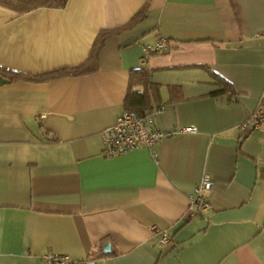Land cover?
I'll return each instance as SVG.
<instances>
[{
	"label": "crops",
	"instance_id": "crops-1",
	"mask_svg": "<svg viewBox=\"0 0 264 264\" xmlns=\"http://www.w3.org/2000/svg\"><path fill=\"white\" fill-rule=\"evenodd\" d=\"M104 31L97 67L59 74L85 64ZM160 38L167 49L145 62L155 128L196 132L105 158L102 132ZM1 73L54 76L9 83ZM0 76V264H40L47 252L92 264H264V129L237 128L264 110V0L0 5ZM205 173L210 209L191 213Z\"/></svg>",
	"mask_w": 264,
	"mask_h": 264
},
{
	"label": "built area",
	"instance_id": "built-area-1",
	"mask_svg": "<svg viewBox=\"0 0 264 264\" xmlns=\"http://www.w3.org/2000/svg\"><path fill=\"white\" fill-rule=\"evenodd\" d=\"M168 40L160 38L152 46L143 49L141 65H144L149 54H158L167 49ZM160 112L156 110L153 114ZM237 128L246 134L253 133L259 129H264V110L258 107L249 117L238 124ZM195 128L185 127L170 131H161L155 128L152 114L141 117L135 113L125 111L120 114L114 124L102 132V155L105 158L124 155L135 149L152 150L161 140L171 138L178 134H194ZM213 187L212 178L208 174H203L199 183L195 186L193 193L189 197V210L191 213L207 210L210 207L209 193ZM158 237L161 245L169 243L166 233L152 228ZM40 264H92L91 260H70L66 256L47 252L41 256Z\"/></svg>",
	"mask_w": 264,
	"mask_h": 264
},
{
	"label": "trees",
	"instance_id": "trees-1",
	"mask_svg": "<svg viewBox=\"0 0 264 264\" xmlns=\"http://www.w3.org/2000/svg\"><path fill=\"white\" fill-rule=\"evenodd\" d=\"M67 1L68 0H0V5L17 13H27L39 8H63L66 5ZM144 17V12H139L129 21V23L125 26V29L133 27L136 23L144 19ZM109 35V32L104 31L97 36L91 49V53L89 54V57L85 64L72 70L60 72L59 74L66 75L68 73H83L91 71L95 67H97L99 53L102 49L105 40L109 37ZM150 75L151 70H149L145 66V64L140 65L136 70H133L130 73L129 88L125 99L126 111L135 113L141 117H146L151 114L153 107L150 104V96L148 90L151 87ZM2 76L4 78H7V82L11 83L19 80L32 82L45 81L52 78L54 75L25 77L23 75L6 73V75L2 74ZM134 88H138V90L134 91ZM209 209L210 207L207 210Z\"/></svg>",
	"mask_w": 264,
	"mask_h": 264
},
{
	"label": "water",
	"instance_id": "water-1",
	"mask_svg": "<svg viewBox=\"0 0 264 264\" xmlns=\"http://www.w3.org/2000/svg\"><path fill=\"white\" fill-rule=\"evenodd\" d=\"M6 83V80L3 79L1 76H0V85H4ZM104 252H108L109 251V245L108 244H105V247H104Z\"/></svg>",
	"mask_w": 264,
	"mask_h": 264
}]
</instances>
